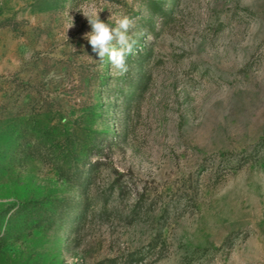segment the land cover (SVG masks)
I'll return each mask as SVG.
<instances>
[{
	"label": "rangeland",
	"instance_id": "rangeland-1",
	"mask_svg": "<svg viewBox=\"0 0 264 264\" xmlns=\"http://www.w3.org/2000/svg\"><path fill=\"white\" fill-rule=\"evenodd\" d=\"M0 264H264V0H0Z\"/></svg>",
	"mask_w": 264,
	"mask_h": 264
},
{
	"label": "clouds",
	"instance_id": "clouds-1",
	"mask_svg": "<svg viewBox=\"0 0 264 264\" xmlns=\"http://www.w3.org/2000/svg\"><path fill=\"white\" fill-rule=\"evenodd\" d=\"M100 12L93 6L92 11L83 13L91 27V31L85 33L83 38L88 41L99 62L107 58L118 74L123 75L128 71L127 57L137 53V37L145 36V33L140 31L133 34L131 30L135 27V21L127 15L118 18L110 16L109 20L114 19V24H110L100 19Z\"/></svg>",
	"mask_w": 264,
	"mask_h": 264
}]
</instances>
